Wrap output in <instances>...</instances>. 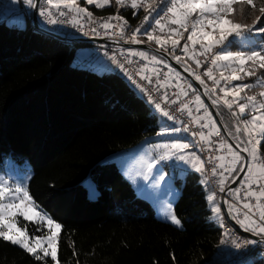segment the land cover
Here are the masks:
<instances>
[{
  "label": "trees",
  "instance_id": "trees-1",
  "mask_svg": "<svg viewBox=\"0 0 264 264\" xmlns=\"http://www.w3.org/2000/svg\"><path fill=\"white\" fill-rule=\"evenodd\" d=\"M84 3L80 0V5ZM244 6V2L235 4L233 19L250 26L259 17L256 25L264 27V13L260 11L264 0H252L242 12ZM87 9L95 19L121 16L136 23L141 17L138 10L126 9L116 0L104 7L87 5ZM7 19L0 22V162L12 156L16 163L30 165V195L62 226L58 244L60 264L210 261L224 234L221 224L213 221L207 199L212 190L202 172L189 173L183 183L176 180L180 195L174 209L183 223L179 228L156 217L151 203L138 197L117 165L108 163L113 155L159 133L160 114L153 105L117 71L100 74L73 66L77 50L88 45H70L41 34L29 21L26 28L10 26ZM137 40L168 52L174 60L180 57L178 63L199 76L195 63L181 56L180 46H161L155 40L149 42L144 35ZM250 43L264 44V33L229 35L219 48L220 52H248L245 48ZM148 54L167 63L153 53ZM220 62L222 73L231 74L227 70L232 67L231 61ZM244 68L255 69L256 74L247 76L242 72L243 79L234 84L253 85L252 93L264 90V69L251 61ZM203 85L213 103L216 101L214 106L229 135L242 147H248L244 132L236 131L238 114L234 108L229 109L215 98L205 82ZM195 93L218 129L202 97ZM241 157L239 163L229 167L236 171H229L226 188L243 167ZM89 177L97 184L98 197L94 199L84 184ZM0 264L47 261L37 260L23 248L0 238Z\"/></svg>",
  "mask_w": 264,
  "mask_h": 264
},
{
  "label": "built area",
  "instance_id": "built-area-1",
  "mask_svg": "<svg viewBox=\"0 0 264 264\" xmlns=\"http://www.w3.org/2000/svg\"><path fill=\"white\" fill-rule=\"evenodd\" d=\"M143 4H152V7L145 10V7L138 8L131 7V0H125L124 8L129 10H138L141 14L140 19L136 23L124 20L109 19L111 17L102 16L97 19L89 17L87 13L77 14L75 11L69 12L67 9L61 8L67 14L64 16L59 15V11L55 8H50L53 13L52 18L58 22L56 24H49L47 17L39 15V24L42 29L51 30L60 34H73L79 38H98V39H110L119 44L121 43H133L132 36L137 28H140V33L136 34V39L144 35V30L148 29L153 31L154 35L160 36L163 40L168 41L165 44L169 47L171 39H178L180 46L181 56L188 58L195 63L201 79L209 86L212 93L217 100H224V92L221 88L228 89V81L220 79L221 76V62L217 61L216 65L212 64V58L214 55L220 52L218 46L213 45L211 52H205L200 43L192 45L187 40L189 35L188 31L183 32V38L177 35H173L170 29L177 28L178 25L169 22L171 14H167L162 21L164 24L163 30L158 28L153 20V17L165 15L162 9H166L169 4V0H156L152 3V0H143ZM40 8H49V6L42 0ZM152 9H155L153 11ZM17 15H24L29 22L32 23L33 8L25 5L23 0H19L16 4H11L10 0H0V22L6 17H15ZM149 17V23L144 22V17ZM75 21V23H73ZM108 21L110 27H103L102 25ZM41 33V31H38ZM146 36V35H144ZM67 43V42H65ZM189 45V50L186 53L183 50L184 44ZM69 44V43H67ZM205 44V43H204ZM71 45V44H70ZM98 51L107 55L117 72L124 75L128 82L135 89L139 90L143 97L153 106L160 105L158 109L162 116L167 121L173 122L178 129L184 133V135L191 139L196 149L198 150L201 161H203V175L207 181V184L212 190V195L215 196V202L220 207L221 211V228L223 230L224 238L222 244L215 254V256L206 264H258L264 262V243H255L244 245V241H257L251 239L241 233L234 224L228 218L224 207L223 200L225 199L227 206L235 207V211H231L232 215L237 222L244 220V213L247 209L243 208L245 193L250 190L258 191L257 184L253 183L251 189L247 184L250 183L249 179H245V176L241 183L235 190L239 191V198L232 194V191L225 198L224 192L226 190L225 183L229 178V167L231 166L232 156L229 154L227 148H221L222 142L229 144L226 136L223 134L220 128H215L213 124H210L208 120V112L201 103H198L194 88L186 78H177L172 76L171 67L169 64L153 60V56L141 57L133 54L138 53L133 50H128L120 45L100 44L95 45ZM203 53V54H202ZM199 61V64H197ZM212 69V76L214 79H209L205 73L207 70ZM214 80H219V84H215ZM184 93H187L186 95ZM175 101V102H173ZM187 105V108L184 105ZM168 112V116L163 115L164 112ZM172 117V119H169ZM209 122V123H208ZM207 124L208 127H203ZM187 129V131H185ZM217 132L219 134H217ZM197 133V135H193ZM200 133L204 134L205 139H201ZM211 133V135H209ZM218 157H224L221 161ZM220 163L224 164L223 168L217 167ZM264 163V151L261 152V164ZM216 169V173L213 174V169ZM223 172V177L219 173ZM247 174V173H246ZM224 179V190L221 191V185L219 181ZM264 184V180L260 181ZM249 202L255 204L254 198H249ZM264 203V201H262ZM251 215V213H249ZM253 219H258V216H254ZM240 223V222H239ZM247 221H245V224ZM241 224V223H240ZM264 236V235H262ZM240 242L244 245L241 248H236L233 242Z\"/></svg>",
  "mask_w": 264,
  "mask_h": 264
},
{
  "label": "snow or ice",
  "instance_id": "snow-or-ice-1",
  "mask_svg": "<svg viewBox=\"0 0 264 264\" xmlns=\"http://www.w3.org/2000/svg\"><path fill=\"white\" fill-rule=\"evenodd\" d=\"M18 2L19 0H10L11 4H16ZM44 2L49 6V8H39L38 11L40 16L47 17V22L49 24H56L58 22L56 19L52 18L53 13L50 11V8L57 9L59 11V15L61 16L67 14L65 11L60 10L61 8L67 9L69 12L75 11L77 14L87 13L89 17H91L92 15L86 8H81L77 3V0H44ZM110 2L111 0H103L102 3L98 2V0H87L88 4L95 3L96 7H104L105 4H108ZM155 2L156 0H152V3ZM248 2L249 4H251L252 0H248ZM23 3L29 7L38 8V4L35 3L34 0H23ZM116 3L124 6L125 0H116ZM233 3L234 0H169L170 6H168L166 9H162L165 15H160V13H157V16L153 17V20L155 25L163 30L164 24H162V21L165 19V16L170 13L171 16L169 18V22L178 25L177 28L170 29V32L173 35L179 36L180 38H183V32H180L179 29L182 28L184 31H188L189 22H191V31L187 36V40L190 41L192 45L200 43L205 52H211L213 45L221 44L224 40L227 39L229 35L243 36L245 32L252 33L253 31H255L256 33H264V27H256V24L260 20L259 17H257V20L253 23V25L250 26L233 23L231 19H226L225 16L232 13L233 11ZM141 6L145 7V10L148 11V9L152 7V4L145 5L143 4V0H131L132 8H138ZM152 10L155 11V9ZM260 11L264 13V7H262ZM222 13L224 15H222ZM193 16H195L196 19H192ZM109 19L123 21V17L121 16L111 17ZM144 22L149 23L148 16L144 17ZM73 23H75V21H73ZM124 23H127V21H124ZM222 25H230V27L224 28L222 27ZM102 26L107 28L111 25L108 23V21H105ZM206 27L211 28L212 32L205 31L204 29ZM149 28H151L150 23ZM217 29H219V36L214 37L213 32H215ZM140 31V28H137L135 30V33L131 38L133 43L141 42L136 39V34L140 33ZM153 31L154 30L150 31L148 29L144 30V35L147 36V40L149 42L155 40V42L161 46L168 43V41L163 40L160 36L154 35ZM169 40L171 41L173 47L179 44V40L171 39V36L169 37ZM204 40H207L208 43L204 44ZM183 50L186 53L188 52L189 45L187 43L184 44ZM133 54L139 55L141 57L146 56V53L144 52ZM152 59L155 60L156 57H153ZM175 59L177 60V62H180V57L177 56L175 57ZM221 60L234 62L238 61L241 65L239 70L241 72H244L247 76H253L256 74L255 69L245 71L244 67L242 66L245 65L248 61H251L254 65H258L260 69H264V44L260 45L258 49H253L248 52H230L222 50L221 52L213 56L212 64L216 65L217 61ZM197 64H199V61H197ZM185 70L187 71L188 69ZM205 75H207L209 79H214L212 76L211 68L207 70ZM220 79L235 81L242 79V77L236 75V70L233 69L230 76L226 77L223 75V73H221ZM196 80L200 81L201 84L204 83L200 76H196ZM214 83L219 84V80H214ZM251 87L254 86L250 84H243L235 85L229 89L221 88V91L224 92L225 97L233 96V101L230 102L228 99H224V104L229 109H231L233 103L236 102V98L240 96V92ZM184 94L186 95L187 93ZM260 96L264 98V92L260 93ZM245 99L248 103H239L238 108L240 116L245 115L246 109H251V111L248 113L251 116V119H245L241 121L244 124V132L248 136L247 143L251 145V148L245 147L243 151L249 152L252 160H259V156L257 155V145H260L261 140H264V112L260 111L261 109H264V99L258 101L257 97L254 95L246 96ZM196 100L198 103H201V106H203L199 96L196 97ZM214 103H216V101H214ZM184 107L187 108V105L185 104ZM156 108L159 109L160 105L156 104ZM163 115L168 116L169 114L165 111ZM169 119H172V117H169ZM257 120H260L261 123L257 124ZM203 127H208V125L205 124L203 125ZM172 131H179V129L174 128L172 129ZM185 131H187V129H185ZM236 131L239 133L241 129L237 127ZM217 134L219 133L217 132ZM193 135H197V133H193ZM199 135L202 140L205 139L203 133H200ZM209 135H211V133H209ZM165 147H170L171 149L182 151L183 149H187L189 147V144L173 143L170 146L165 145ZM221 148L228 149L229 154L232 156L231 164L233 166H235L242 159L240 152L233 150V146L227 144V142H222ZM189 157L190 158L188 160H185V157L183 155H179L177 158L179 160L185 161V163L198 161L200 164L199 167L193 165L195 167V171L203 172V161H200V158L196 156L195 153H189ZM164 158L165 157H161V159ZM217 159L223 161L224 157H218ZM151 167L152 165H149V168ZM217 167L223 168L224 164L220 163L219 165H217ZM247 170L251 173L249 177L250 183L247 184L248 188L251 189L252 184L255 183L257 184L259 190H250L245 193L243 208L247 209V211L244 213V220L239 222L245 227L246 231H251L258 236L264 235V203H262V201H264V184L260 183V181L264 180V163L259 164L255 169H253L252 165L249 163L247 164ZM212 171L213 174L216 173L215 168ZM229 171H236V168L233 167L229 169ZM219 175L223 177V172L219 173ZM155 178H158L160 181H165V174L161 169L158 168L156 170ZM201 183H205V181L202 180ZM219 183L221 185L220 190L223 191L224 179H221ZM232 194L235 197L239 198L238 190H233ZM5 197L8 198L7 203L3 202L5 200ZM249 198H254L255 204L249 202ZM207 199L209 200V202H212L215 199V196L209 195ZM230 210L235 211L236 209L234 206H230ZM212 211L219 214L221 209L218 206H214L212 208ZM29 212H32L33 215L40 216L39 213L35 212V203L29 191L23 186H18L12 189L7 186L3 178H0V238L5 241H10L14 245H19L28 253L33 254L37 260H40L43 257H50L51 260L55 262V264H59L57 255L58 238L55 232H52V234L47 236L44 240L35 238L34 242L30 245L29 241L33 238H30L26 234L25 230L16 227L15 217L17 215H20L23 216L25 220H31L33 217L29 215ZM249 213H251V215H249ZM254 216H258V219H253ZM40 219L46 221V224L50 230H59L61 228V225L59 223H56L53 219L47 217L46 215L40 216ZM245 221H247L246 224ZM171 222L176 225L181 224V221L174 214L171 216ZM4 228H6L7 230H2ZM45 243L47 244L46 247L44 246ZM233 243L235 244V247L239 249L247 244L264 243V241L246 240L244 241V245H242L240 242L235 241ZM39 252L43 253V257L39 254Z\"/></svg>",
  "mask_w": 264,
  "mask_h": 264
},
{
  "label": "rangeland",
  "instance_id": "rangeland-1",
  "mask_svg": "<svg viewBox=\"0 0 264 264\" xmlns=\"http://www.w3.org/2000/svg\"><path fill=\"white\" fill-rule=\"evenodd\" d=\"M84 1L85 3L83 5H80V0H77V3L79 4L81 8L87 9V5H95V3L88 4L87 0H84ZM98 2L102 3L103 0H98ZM237 2H244L246 6L249 4L248 0H234V3L232 5L233 11L232 13L227 14L225 18L231 19L233 23L241 24L240 20L235 21L233 19V16H234L233 13L235 11V4ZM246 6L241 7L242 12L246 11L247 9ZM222 15L224 14L222 13ZM192 19H196V17L193 16ZM27 21L28 20L24 15H17L15 17L8 18L7 24L10 26H16L18 28H26ZM222 27L228 28L230 27V25H222ZM204 30L212 32L211 28L206 27ZM190 31H191V22H189L188 33H190ZM255 34L259 35L261 33L255 32ZM213 36L214 37L219 36V29L213 32ZM203 43L207 44L208 41L204 40ZM215 46L219 47V45H215ZM258 46H259L258 44L256 45L254 43H250V44H246L245 49L247 51H251L253 49H258L259 48ZM136 52L139 53V52H144V51L136 50ZM144 53H146L145 57H149V54L147 52H144ZM231 64H232V67H229L227 69L229 70L228 72H232L233 69H235L236 75L242 77V75L240 74L242 72L239 70L241 67L239 62L231 61ZM73 66L85 68V69H91L100 74H103L105 72H110L112 70L110 59L107 57V55H104L103 53L99 52L96 46L80 47L77 50ZM242 67H244V65ZM173 70L171 69L172 76L175 75V77L177 78H180L182 76L180 73H179L180 75L177 74L176 72L174 73ZM220 71L221 73L223 72L221 69ZM231 74H227L224 71L223 75L227 77V76H230ZM227 81L229 84L228 86V89H229L235 86L234 82L237 80L235 81L227 80ZM237 85H243V83L240 82ZM251 89L252 88H247L241 91L240 96L236 98V102H234L232 105V108H234L235 112L238 114V126L237 127H239L243 132H244V124L241 121L245 119H251V116L248 114L251 111V109L250 108L246 109L245 115L240 116L238 104L239 103L247 104L248 102L245 99L246 96L254 95L257 97L258 101L261 99H264L260 96V93L264 92L263 89L259 90L258 92H253V93ZM137 92L140 94L139 90H137ZM226 99H228L231 102L233 101V96H227ZM153 107H154V110L158 114H160L159 133L153 138L144 140L138 146L132 149H129L127 151L120 152L118 154L113 155L112 157L108 159V163H113L117 165V167L120 169L122 174L132 183L133 187L138 192V197H141L143 199L146 198V200L149 201L154 206V209H155L154 212H155L156 217L176 227L182 228L183 223L176 216L175 209H174L175 203L180 195V191L176 185V180L183 183L186 180L189 173L197 172L195 171V167L193 165L199 167L200 164L198 161H192V163H185V161L179 160L177 157L179 155H183L185 157V160H188L190 158L189 153H195V155L198 156L199 158L200 156H199L198 150L196 149L191 139L187 138L184 135V133H182L180 130L172 131V129L174 128L178 129V127L173 122L167 121L165 117L161 115V113L156 108V106H153ZM260 111L264 112V109H261ZM208 120L210 124H213L209 116H208ZM259 123H261V121L257 120V124ZM243 134L247 138L246 144L248 148H251V145L247 143L248 136L246 135L245 132ZM263 142L264 140H261V144L257 145V155L259 156V160H252L250 156V164L252 165L253 169H255L259 164H261V152L263 151L262 150ZM173 143H181V144L187 143L189 144V147L187 149H183L182 151L171 149L170 147H165V145L170 146ZM161 157H165V158L161 159ZM149 165H152V167L149 168ZM158 168L161 169L162 172L165 174V181H160L158 178H155V173ZM249 173L250 172L247 171V174L244 180L247 178ZM31 177H32V170L28 163L18 164L16 163V161L14 160L12 156L7 157L3 163L0 162V178H3L7 186H9L12 189L18 186H23L29 191V182H30ZM84 184L89 189L90 197L92 199L98 197L97 184L94 181V179L89 177L84 182ZM3 202L7 203L8 198L5 197V200ZM210 206L211 208H213L214 206H218V204L215 202V200H213L212 202H210ZM35 212L39 213L40 216L46 215L47 217H50L51 219H53L47 211H45L43 208H41L36 203H35ZM173 214L181 221L180 225H176L171 222V216ZM29 215L33 217L31 220H25L23 216L17 215L15 217V221H16L17 228L25 230L26 234L30 238H33V239H30L29 241L30 245L34 242L35 238H40L41 240H44L47 236L51 235L52 232H55L58 238V243H57V249H58L62 226L59 230H56V229L50 230L46 224V221L41 220L40 216L33 215L32 212H29ZM213 221L221 224L219 214L213 212ZM29 224H31L32 226H35V228L31 230V228L28 226ZM2 230H7V229L4 228ZM16 246H19V245H16ZM44 246L46 247L47 244L45 243ZM39 254L43 257L42 252H39ZM57 255H58V252H57ZM43 258L47 261V264H55V262L52 261L50 257H43ZM59 264H60V261H59Z\"/></svg>",
  "mask_w": 264,
  "mask_h": 264
},
{
  "label": "water",
  "instance_id": "water-1",
  "mask_svg": "<svg viewBox=\"0 0 264 264\" xmlns=\"http://www.w3.org/2000/svg\"><path fill=\"white\" fill-rule=\"evenodd\" d=\"M35 3L38 4V8H33V17H32V26L35 30L37 31H41V34L53 37L57 40H60L62 42H67L69 44H85L88 46H95V45H100V44H110V45H120L128 50H139V51H144L147 53H153L159 57H161L162 59H164L172 69H174L176 72L180 73L182 76H184L192 85V87L194 88V90L202 97L203 101L205 102L206 106L209 108L210 112L212 113L214 120L216 122V124L218 125V127L221 129V131L223 132V134L226 136L228 142L230 145L233 146V148L240 152V154L243 156L244 158V162H243V167L240 171V173L234 178V180L231 182V184L226 188L224 195L225 198L228 196V194L235 190L237 188V186L241 183V181L243 180L244 176L247 173V164L250 163V155L249 152H245L243 151L244 147H242L238 142H236L228 133V131L226 130L215 106L214 103L212 101V99L208 96L207 90L204 87L203 84L200 83V81L196 80V77L194 76V74L190 71V70H185L187 69L186 67L182 66L181 64H179L176 60L173 59V57L166 51L158 49L156 47H154L153 45L149 44V43H117L113 40L110 39H98V38H79L74 36L73 34H60V33H56L54 31L51 30H45L42 29L40 27L39 24V11L38 9L40 8V5L42 3V0H34ZM223 207L224 210L228 216V218L230 219V221L234 224V226L244 235H246L247 237L257 240V241H264V236L262 235H256L251 231H246L245 227L240 224L239 222L236 221V219L234 218V216L232 215L229 207L226 204L225 199L223 200Z\"/></svg>",
  "mask_w": 264,
  "mask_h": 264
},
{
  "label": "crops",
  "instance_id": "crops-1",
  "mask_svg": "<svg viewBox=\"0 0 264 264\" xmlns=\"http://www.w3.org/2000/svg\"><path fill=\"white\" fill-rule=\"evenodd\" d=\"M7 18H10V17H6V18H4L2 21H5ZM111 67H112V70L116 71L115 68H114V66H113V63H112V62H111ZM250 175H251V173L248 174L247 179H249ZM131 184H132V183H131ZM134 189H135V188H134ZM135 191H136V189H135ZM136 193H137V195H138V192H137V191H136ZM145 199H146V198H145ZM151 205H152V204H151ZM152 207H153V210L155 211L153 205H152ZM219 217H220V219H221V213H219Z\"/></svg>",
  "mask_w": 264,
  "mask_h": 264
}]
</instances>
